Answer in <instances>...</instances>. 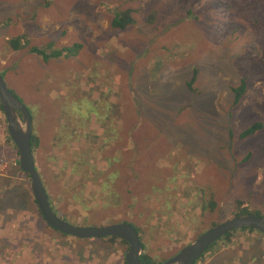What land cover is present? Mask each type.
<instances>
[{
	"label": "rangeland",
	"instance_id": "obj_1",
	"mask_svg": "<svg viewBox=\"0 0 264 264\" xmlns=\"http://www.w3.org/2000/svg\"><path fill=\"white\" fill-rule=\"evenodd\" d=\"M126 7L135 10L133 23L113 30L112 10ZM151 8L158 12L152 25L144 20ZM19 35L47 54L72 44L79 48L73 57L41 61L25 48L7 47L5 41ZM2 70L40 140L38 170L51 182L60 166L69 171L76 158H85L78 161L94 175L73 201L52 191L71 224L127 221L140 231L143 252L158 263L233 218L235 199L264 217V0H0ZM240 83L244 90L234 104L232 88ZM84 104L99 113L76 109ZM254 123L260 128L239 138ZM79 126L83 138L67 142ZM54 137L57 148L49 145ZM78 149L80 155L68 151ZM48 150L58 155L56 163ZM7 163L0 160V176ZM12 189L10 184L8 194L0 195V239L9 236L7 243L21 206ZM91 189L107 196L89 201L88 211L71 204L90 198ZM211 194L212 212L192 209L198 196L206 202ZM175 202L178 212L171 216ZM88 212L94 213L87 218ZM16 216L14 230L28 214ZM58 238V248L35 245L37 252L45 248L44 255L22 256L25 248L17 247L16 256L0 264H121L122 246L102 262L95 257L107 255L104 245ZM229 241L233 245L202 254L200 264H264V248L252 246L261 241L256 235L238 231Z\"/></svg>",
	"mask_w": 264,
	"mask_h": 264
},
{
	"label": "trees",
	"instance_id": "obj_2",
	"mask_svg": "<svg viewBox=\"0 0 264 264\" xmlns=\"http://www.w3.org/2000/svg\"><path fill=\"white\" fill-rule=\"evenodd\" d=\"M137 1H139V0H125V3H134ZM134 11L135 10L132 9L131 7H126L123 10H120L119 12L112 10V13H114V12H116V13L114 15L112 14V18L110 19V27L113 30H117L119 32L124 31L133 23V17L131 16V14L134 13ZM157 15H158L157 10L155 8H151L146 13L144 20L147 24L152 25L155 22V20L157 19ZM5 43H6L8 48H10L14 51L22 50L25 48L29 51V53L37 56L41 61H48V59H55V58L73 57L74 55H76L77 49L79 48L78 44H72L71 46H68V47H60L56 50L53 49L50 51L49 54H47L44 50H42L40 48L28 46V42L23 35L10 37L9 39H7L5 41ZM0 76L2 78H4V71L3 70L0 71ZM193 79H194V77L192 76L190 82H188L186 84V87L188 89L190 88L189 90H191V84H192ZM243 90H244L243 83H240L238 86H234V88H232V95H233V103L234 104L238 102L239 98L241 97ZM13 96H14V98H16L19 101V99L14 94H13ZM82 106H77L76 109L80 110V111L85 110L87 114L94 112V113H92L93 116L99 113V110L95 106H92V108L87 107L86 104H84ZM94 109L98 113H95ZM82 117H85V115ZM30 119H31V116H30ZM79 120H80V118L76 119V121H79ZM2 124H3V126H2ZM31 124H32V119H31ZM80 127L81 126H79V130H76V127H73L70 130V137L66 138L65 140L67 142L71 143V142H77L81 137L83 138L84 131L81 130ZM259 128H260V125L258 123H254V124L250 125L248 128H246L244 131H242L239 134V138H245L246 136H250L253 133H255ZM70 140H73V141H70ZM39 142H40V140H39L37 134L33 135V133H31L30 142H29L30 153L33 156L34 167L38 172V175H39V178L41 180V183H42L48 204L57 209L55 214L58 218H60V219L62 218L61 220L71 224L70 218H67V216H64L65 214L61 213V211H63V208L59 205V203L55 204V198L56 197L52 194V191L57 192L58 194L61 193L60 194L61 200L62 199L65 200L66 198H71L73 201V198H75L77 195V191L82 190L84 186L88 187V186H86V182L92 180V177L94 175L90 171L86 170V167H87L86 162L84 164V162L82 163L81 161H78V160L84 161L85 158L84 159L83 158H76L73 165L70 166L69 171L67 168H65L64 165H62V167L60 166V168L57 169L58 172L56 173V175L53 174L54 177H52L51 182H49V176L50 175L47 178L45 171H42V172L38 171V165L36 163V155H37V149L39 147ZM58 143H59V138L54 137L50 140L49 145H52L53 148H54V146L57 148ZM68 151H71V152L74 151L77 155H80L79 149L78 150H68ZM46 154H48L49 159H50V157H55L54 163H56V158H58V155L53 154V150L52 151L51 150L46 151ZM17 157H18L17 151H16L15 147L13 146V144L10 142V140L7 137V134L5 132L4 122L2 119V113H1V108H0V160H5V161L9 162L6 169L4 170L3 175L0 176V179L2 178V180H0V185H1L0 186V195L1 196L3 194L7 195L8 190H6V189H10V184H12L13 189L11 190V193H12L11 196H16V197L20 196V197H18V200L20 201V204H21L19 210H18L19 207L15 209V211H16L15 218L9 223L10 229L7 231V233H10V236L13 239L8 243L5 240H7V237H9V236H7L5 239H0V259L4 257L3 259L8 258L10 260L11 258H13V256H16V253H14V249L17 247L18 248H25V253L22 252V254H20L22 256L30 255L29 257H31V256L32 257L33 256L38 257V253H40L41 255H44V254H46L45 248L41 251H38V252H37V250H33V248H35L37 245H42V244L45 245V247H46L47 245H50L51 243L54 244L55 248H58L59 246H61V245L57 244L60 241V239L58 237H65L64 235L59 234V233L51 230L41 219L39 212L36 209V206H35L34 202L32 201V199L30 197V193L28 191V189H29L28 176L19 170L18 165H17ZM93 158H95L94 154L87 155V159L93 160ZM244 160H246V158H243V161ZM50 166H52V165H50ZM62 175L63 176L65 175V177L64 178L61 177ZM96 176H97V174H96ZM86 177H88V179ZM79 185H83V186H79ZM15 190H17V192H19L20 195H18L15 192ZM103 195L107 196V194H105V193L102 194L100 189H95V190H93V192L91 189L90 198H83L84 202L77 201V202H72L71 204L72 205L73 204H75V205L79 204L78 207H80L83 210L88 211L87 209L91 208V206H89L91 202L90 203H88V202L92 201L93 199H99L100 197L102 198ZM11 196H9L8 198H10ZM211 197H212V194L209 196L210 199L208 201L202 202L201 196L200 197L198 196L199 200L196 203L192 202V204H191L192 209H198L199 208L200 213H204L205 210L208 212H212L215 208V202L213 200H211ZM176 202L174 203V206H173L174 212L169 211V215H171V214L173 215L176 212H178ZM189 202L190 201H187L186 204H189ZM63 203H64V201H63ZM242 204L243 203L240 199H235L233 201V205H234V211L233 212H237V214L233 218L243 217V216L263 217L259 210H255V209L250 210V209L241 207ZM106 209H107V207H106ZM19 211L27 213L28 217H26V219L22 218L21 222H19L17 224L16 230H14L13 225L17 221L16 215H17V213H19ZM92 213H94V212H92ZM92 213L88 212L87 218ZM159 216H161V215L159 214ZM162 216L165 217V220H168L171 217V216L168 217L164 214ZM12 218H13V215H12ZM5 219H11V218L6 217ZM25 220H27V221H25ZM121 221L128 223L127 221H123V220H121ZM191 221L188 220L185 223L186 226L189 225L186 227L188 229L187 231L189 233L193 232V230L191 228V223H190ZM200 223H201V220H200ZM128 224L130 225V223H128ZM214 225H216V224H213L212 226H214ZM212 226H210V227H212ZM15 231H17V234H14ZM187 231H185V232H187ZM238 231L245 232V233L247 232L251 235H256L261 241L256 242V244H252V246L256 245V246H260L261 248H264V238L260 234H258L257 232H255L251 229H240L237 231L236 230L232 231V232L222 236L216 242L211 244L202 254L214 253L215 251L218 250V248H220L219 245H221L222 247H224L225 245L228 246L229 244L233 245V243H231V241H229V240L233 236V234H235ZM33 232H37V235H34ZM135 232L137 233L139 243L141 246V254L139 257V261L143 264H159V263H161L162 261L158 262V263H154L153 257H151L149 254L143 252L144 251V244L141 243V241H140V239H141L140 238V231L138 230V232H137L135 230ZM164 232H165V230H164ZM53 234L57 235V237L53 236ZM73 239H75V238H73ZM76 240L81 241V242L96 241L98 244L104 245L105 248L107 249V251H106L107 255L105 254L104 256H101V257H99V256L95 257L96 259H100L102 262H105V260L107 259V256H113L115 251L120 249V247L122 246L123 250L120 251V254H121L120 259H121V264H124L123 254L126 250V245L122 241L117 240L115 238H111V237L100 238V239H88V240L76 239ZM247 240H249V239L247 238ZM177 241H180V240H176V242ZM97 243H94V244H97ZM234 245L237 246L236 243H234ZM3 246H4V249H3ZM12 246H14V248H12ZM4 252H5V254H3ZM237 252H239V254L243 253L241 248H239ZM74 254H75V256H78L75 252H74ZM80 257H82V256H80ZM201 260H202V255L193 264H200ZM77 261L80 262V258H77ZM235 261H236V259H235ZM0 262H2V261H0ZM4 262H6V260H4ZM110 262H114V261L110 260ZM70 263H71V260H70L69 264ZM106 264H107V262H106ZM117 264H119V263L117 262Z\"/></svg>",
	"mask_w": 264,
	"mask_h": 264
},
{
	"label": "water",
	"instance_id": "obj_3",
	"mask_svg": "<svg viewBox=\"0 0 264 264\" xmlns=\"http://www.w3.org/2000/svg\"><path fill=\"white\" fill-rule=\"evenodd\" d=\"M0 108L7 137L17 151V165L28 176L32 199L43 222L53 231L78 239L115 238L126 245L124 264H143L139 261L141 246L137 233L128 223L118 221L100 227H82L67 223L50 210L33 156L30 153L31 119L26 108L14 98L0 76ZM239 229H251L264 238V218L243 216L225 220L198 235L176 254L159 264H193L202 253L222 236Z\"/></svg>",
	"mask_w": 264,
	"mask_h": 264
},
{
	"label": "flooded vegetation",
	"instance_id": "obj_4",
	"mask_svg": "<svg viewBox=\"0 0 264 264\" xmlns=\"http://www.w3.org/2000/svg\"><path fill=\"white\" fill-rule=\"evenodd\" d=\"M83 126V125H82ZM31 133H32V129H31ZM104 161L106 162V159H104ZM9 164V162L7 163V165ZM7 165H6V167H7ZM13 165V164H12ZM0 166H2V165H0ZM6 167H4L3 166V169L1 170V171H4L5 169H6ZM39 172H42L43 170H38ZM31 199H32V197H31ZM32 201H33V199H32ZM34 202V201H33ZM35 204V203H34ZM49 205V204H48ZM36 206V205H35ZM49 208H50V210L55 214L56 213V211H57V209L55 208V207H53V206H51V205H49ZM60 208V207H59ZM61 213H63L64 214V212L63 211H61ZM52 230V229H51Z\"/></svg>",
	"mask_w": 264,
	"mask_h": 264
},
{
	"label": "bare ground",
	"instance_id": "obj_5",
	"mask_svg": "<svg viewBox=\"0 0 264 264\" xmlns=\"http://www.w3.org/2000/svg\"><path fill=\"white\" fill-rule=\"evenodd\" d=\"M3 80H4V78H2ZM4 82H5V80H4ZM5 84H6V82H5ZM7 86V85H6ZM7 89H8V87H7ZM8 91H9V93L13 96V94H12V92L10 91V89H8ZM14 97V96H13ZM21 103V102H20ZM41 181V180H40ZM43 187V186H42ZM45 193V192H44ZM45 197H46V195H45ZM47 199V198H46ZM47 203H48V201H47ZM49 206V205H48ZM55 216H56V214H54ZM62 219V218H61ZM60 234V233H59Z\"/></svg>",
	"mask_w": 264,
	"mask_h": 264
}]
</instances>
